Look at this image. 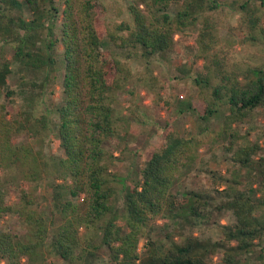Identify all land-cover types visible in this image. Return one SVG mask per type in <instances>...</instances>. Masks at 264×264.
<instances>
[{"label": "trees", "instance_id": "obj_1", "mask_svg": "<svg viewBox=\"0 0 264 264\" xmlns=\"http://www.w3.org/2000/svg\"><path fill=\"white\" fill-rule=\"evenodd\" d=\"M125 1L131 20L111 22L104 0H0V220L17 215L27 226L25 234L0 228V264H51L52 256L62 264H92L104 248L109 264H215L218 254L220 264H243L257 246L264 249V154L258 143L238 144L232 131L264 106V60L242 54L264 44V0ZM188 29L197 33L196 48L179 70L197 91L178 99L177 112L210 121L226 108L220 134L229 139L225 150L234 163L249 170L244 190L232 185L235 179L216 188L218 196L174 192L198 149L197 138L182 135L174 117L141 161L133 159L139 135L133 124L146 119L138 106L118 115V94L132 82L156 86L152 60L171 52ZM58 44L64 66L60 98L51 106L46 99L57 82ZM14 73L18 90L9 88ZM16 95L22 103L13 113ZM52 133L63 154L51 160L43 143ZM130 152L123 173L115 167ZM50 178L47 211L36 190ZM215 199L236 218L223 226L222 238L190 230L164 244L153 236L169 214L181 219V229H193ZM258 259L264 264V252Z\"/></svg>", "mask_w": 264, "mask_h": 264}, {"label": "rangeland", "instance_id": "obj_2", "mask_svg": "<svg viewBox=\"0 0 264 264\" xmlns=\"http://www.w3.org/2000/svg\"><path fill=\"white\" fill-rule=\"evenodd\" d=\"M104 1L109 6L107 14L109 21L131 20V16L126 9L127 2L125 0ZM196 34L195 29H188L184 35H177L174 49L165 56L158 55L152 60L151 66L156 76H158L156 86H152L151 90H147L141 83L132 82L129 84L127 90L118 94L115 103L118 115L128 116L130 114L128 106L136 107V109L138 106V111L146 119V122L140 126L138 122L133 124V127L139 130L138 138L131 144L132 151L137 156H133V159L135 158L137 161H141V154L152 147L153 142L157 138V133L160 132L162 126L167 123L170 117H174V125L182 135L197 138V159L190 169L182 171L181 176L173 187L174 192L178 193L179 197H184L182 193L189 190L209 192L218 196L215 193V189L222 190L228 184H232L235 179L238 183L234 181L232 185L239 189L244 190L249 185V170L245 168L241 169L234 163L230 158L231 152L225 150V147L229 145V139L220 134L224 123L223 113L226 108L224 107L210 121L199 120L190 112L183 114L177 112L178 99H188L189 96L197 91L193 80L185 77L183 72L179 70V67L185 63L189 64L193 59L196 48ZM105 49L116 51L111 45H106ZM242 54L253 56L254 61L264 60V44L246 50L243 49ZM56 58L57 82L54 87V93L50 94L46 99L51 106H54L60 98L61 75L63 74L64 66L60 44H58L56 49ZM201 63L202 61H198L195 70L199 71L201 69ZM134 65L138 70H143L144 68L140 62L134 63ZM193 74L194 71L192 72ZM20 84L19 76L14 73L11 76L9 88L18 90ZM5 98L8 99L7 97ZM12 98L14 101L9 103V108L15 113L22 102L20 103L17 95ZM41 109H45V107L41 105ZM132 118L134 119V116ZM232 131L236 134L234 137L238 144L258 143L262 147L260 153L264 154V106L258 107L254 114L243 123L232 126ZM24 137L19 136L17 139L20 140ZM234 137L232 138L235 139ZM43 145L51 160L63 154L59 140L53 133L45 137ZM132 154V152L129 153L128 160L117 162L115 168L126 173L129 170ZM227 179L229 180L228 182L226 181ZM51 180V178L46 179L36 190V195H38L41 201V208L47 211L51 209L49 201L52 192L50 187ZM211 201V204L206 209V215L197 221V225L193 229L189 225L181 229V219L177 218L176 215L169 214L157 221L153 236L165 240L166 242L163 241L164 244H167L172 236L174 240H181L182 236L180 232L189 233L190 230H194L196 234L203 238H212L214 240L222 238L223 226L234 223L236 218L230 210H219L215 206L216 203H219L217 199ZM0 228L19 234L27 232L26 224L17 215L4 216L0 220ZM166 234H170V238ZM144 243L145 239H142L140 245L141 252L145 250ZM262 247V245L257 246L255 253L250 255L248 259H245L243 264H259L258 255L261 251L264 252ZM220 261L221 254H218L214 257V263L220 264ZM49 262L51 264L63 263L56 256L50 257ZM92 264H109V255L106 248L98 252L97 259Z\"/></svg>", "mask_w": 264, "mask_h": 264}]
</instances>
